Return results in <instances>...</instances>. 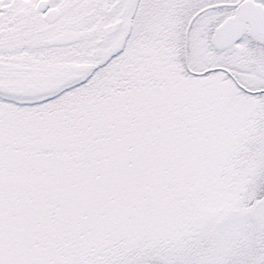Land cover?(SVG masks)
<instances>
[{
    "label": "snow or ice",
    "instance_id": "obj_1",
    "mask_svg": "<svg viewBox=\"0 0 264 264\" xmlns=\"http://www.w3.org/2000/svg\"><path fill=\"white\" fill-rule=\"evenodd\" d=\"M0 264H264V0H0Z\"/></svg>",
    "mask_w": 264,
    "mask_h": 264
}]
</instances>
